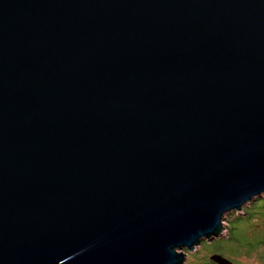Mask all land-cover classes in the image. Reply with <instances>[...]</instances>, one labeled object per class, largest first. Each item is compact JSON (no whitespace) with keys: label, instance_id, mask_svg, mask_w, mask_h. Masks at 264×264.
Returning a JSON list of instances; mask_svg holds the SVG:
<instances>
[{"label":"water","instance_id":"obj_1","mask_svg":"<svg viewBox=\"0 0 264 264\" xmlns=\"http://www.w3.org/2000/svg\"><path fill=\"white\" fill-rule=\"evenodd\" d=\"M263 194L264 0H0V264H184Z\"/></svg>","mask_w":264,"mask_h":264},{"label":"trees","instance_id":"obj_2","mask_svg":"<svg viewBox=\"0 0 264 264\" xmlns=\"http://www.w3.org/2000/svg\"><path fill=\"white\" fill-rule=\"evenodd\" d=\"M227 235L206 242L211 251L208 257H200L191 264H217L210 259L214 253L225 255L236 260V256L245 250L248 254L256 253L264 264V195L251 201L242 209V212H233L227 219ZM203 244V243H202ZM234 261V264H238Z\"/></svg>","mask_w":264,"mask_h":264},{"label":"rangeland","instance_id":"obj_3","mask_svg":"<svg viewBox=\"0 0 264 264\" xmlns=\"http://www.w3.org/2000/svg\"><path fill=\"white\" fill-rule=\"evenodd\" d=\"M264 195V194H263ZM247 206V205H246ZM236 212V211H233ZM231 212L228 217L233 213ZM242 212V210H240V213ZM225 227L228 226V222L227 220L225 221ZM224 236L225 237L227 235V229L224 230ZM206 242H209L207 240H205ZM204 246V248L208 249L209 247L206 246V243L197 246V249L195 251H189L188 249L184 248L183 251L187 254V258L184 264H191L192 262H194L195 260L199 259L200 257H208L211 254V251H207V250H203L202 247ZM178 251V250H177ZM180 251V250H179ZM233 260V259H232ZM234 261H238V264H261L262 260L261 258L256 254H248L247 252H245V250H242L238 256H236V260Z\"/></svg>","mask_w":264,"mask_h":264}]
</instances>
